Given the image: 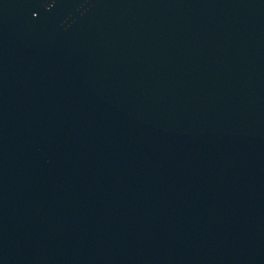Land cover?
<instances>
[{
  "label": "water",
  "instance_id": "obj_1",
  "mask_svg": "<svg viewBox=\"0 0 264 264\" xmlns=\"http://www.w3.org/2000/svg\"><path fill=\"white\" fill-rule=\"evenodd\" d=\"M0 264H264V0H0Z\"/></svg>",
  "mask_w": 264,
  "mask_h": 264
}]
</instances>
